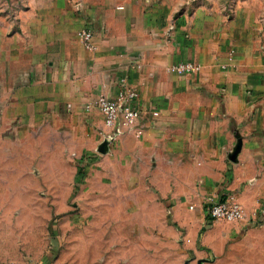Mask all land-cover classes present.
Here are the masks:
<instances>
[{
	"label": "crops",
	"instance_id": "1",
	"mask_svg": "<svg viewBox=\"0 0 264 264\" xmlns=\"http://www.w3.org/2000/svg\"><path fill=\"white\" fill-rule=\"evenodd\" d=\"M257 6L0 0V162L27 146L32 155L33 139L51 131L87 130L98 94L133 90L129 105L139 111L142 134L114 141L143 161L168 156V198L182 206L173 212L193 230L209 226L213 241L249 249L264 235V20ZM81 29L91 30L93 49L76 36ZM180 61L200 69L172 71ZM227 194L240 202L244 220L207 222L205 203ZM185 203L193 206L189 215Z\"/></svg>",
	"mask_w": 264,
	"mask_h": 264
},
{
	"label": "rangeland",
	"instance_id": "2",
	"mask_svg": "<svg viewBox=\"0 0 264 264\" xmlns=\"http://www.w3.org/2000/svg\"><path fill=\"white\" fill-rule=\"evenodd\" d=\"M235 1L264 20V0ZM96 109L87 130L51 131L32 155L27 146L0 162L2 264H264V235L249 249L216 242L173 212L182 206L168 198L169 157L125 153L99 131Z\"/></svg>",
	"mask_w": 264,
	"mask_h": 264
},
{
	"label": "built area",
	"instance_id": "3",
	"mask_svg": "<svg viewBox=\"0 0 264 264\" xmlns=\"http://www.w3.org/2000/svg\"><path fill=\"white\" fill-rule=\"evenodd\" d=\"M76 36L85 49L94 48L91 30L81 29L77 31ZM170 69L178 73H194L200 69V65L190 61H180ZM134 97H136V92L133 90H120L113 97L103 93L97 95L95 104L102 116L103 131L107 138L114 139L122 133L131 134L135 138L141 136L139 111L129 105V101ZM189 208L192 209L193 206L190 205ZM203 213L207 222L236 223L244 220L243 208L237 198L231 194L206 202L203 206Z\"/></svg>",
	"mask_w": 264,
	"mask_h": 264
}]
</instances>
